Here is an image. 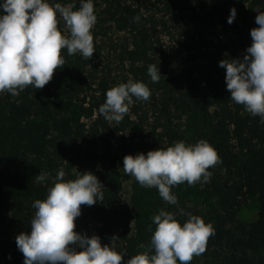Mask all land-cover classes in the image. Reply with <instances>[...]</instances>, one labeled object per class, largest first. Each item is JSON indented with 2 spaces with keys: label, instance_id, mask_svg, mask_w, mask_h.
<instances>
[{
  "label": "trees",
  "instance_id": "trees-1",
  "mask_svg": "<svg viewBox=\"0 0 264 264\" xmlns=\"http://www.w3.org/2000/svg\"><path fill=\"white\" fill-rule=\"evenodd\" d=\"M96 1L104 21L119 35L120 64L151 91L147 101L133 99L138 121H150L152 150L203 140L220 159L208 169L210 180L197 183L200 191L193 193L205 212L179 207V198L177 205L164 208L181 225L192 214L214 229L205 252L190 264H264V124L230 99L225 70L218 66L222 59H242L264 0ZM49 2L78 7L74 0ZM233 7L236 16L228 24ZM136 16L139 22H133ZM58 27L65 35L61 19ZM61 55L64 65L42 89L0 93V264H23L15 237L30 233L32 202L43 200L52 185L51 179L40 183L35 176L44 171L54 178L61 168L65 180L91 172L102 184L103 201L81 206L74 231L97 235L102 245L115 236L123 260L150 250L149 224L137 221L132 231L134 209L121 198L112 156L115 134L98 112L114 80L106 74L90 77L91 62L78 53L69 56L62 49ZM150 64L160 70L157 83L147 74ZM249 201L257 205L256 217L246 223L238 212ZM154 207L161 210L159 203Z\"/></svg>",
  "mask_w": 264,
  "mask_h": 264
},
{
  "label": "clouds",
  "instance_id": "clouds-1",
  "mask_svg": "<svg viewBox=\"0 0 264 264\" xmlns=\"http://www.w3.org/2000/svg\"><path fill=\"white\" fill-rule=\"evenodd\" d=\"M235 16L233 7L227 23L232 24ZM59 19L67 35L58 27ZM139 19L133 17V22ZM95 23L93 0H79L78 8L49 0H0V93L16 96L28 86L42 89L64 65L62 49L69 56L79 53L89 60L94 53L91 30ZM255 24L258 27L250 30L251 44L242 59H222L218 66L225 70L230 99L264 124V11H257ZM147 74L151 82H159L161 74L155 65L148 66ZM150 95L145 83L129 79L106 90L98 112L119 124L133 98L147 101ZM218 163L220 159L208 142L177 141L165 149L125 155L122 169L141 187H155L163 201L177 205L171 189L185 182L188 186L207 183L211 178L208 169ZM65 175L61 168L54 178L44 171L35 176L40 183L51 179L52 185L43 200L32 202L35 212L29 222L30 233L15 237L23 264H190L194 256L205 252L208 238L215 234L212 225L198 215L189 214L181 225L172 212L161 209L151 217L155 229L150 250L123 260L125 254L115 250V236L110 245H102L99 236L74 231L81 206L103 201L97 176L80 172L75 179L65 180Z\"/></svg>",
  "mask_w": 264,
  "mask_h": 264
},
{
  "label": "rangeland",
  "instance_id": "rangeland-1",
  "mask_svg": "<svg viewBox=\"0 0 264 264\" xmlns=\"http://www.w3.org/2000/svg\"><path fill=\"white\" fill-rule=\"evenodd\" d=\"M74 3L79 7V0H74ZM93 4L96 15V23L91 30L94 38V53L89 59L91 62L88 69L90 77L98 78L102 76V74H106L109 78L114 80L115 85L125 83L129 79L134 81V78L130 74V69L127 65L120 64L117 55L119 35L114 31L109 23L104 21L98 1L93 0ZM68 5L69 4H64L62 6ZM185 20H187L186 17L184 18V21ZM61 21L63 22L62 19ZM184 21H182V23ZM184 27L188 28L187 25ZM65 30V35H67L68 30ZM189 30L190 32L193 31L191 29ZM134 106L135 102L129 106L128 113L123 117L119 124L109 121L115 134V139L112 141V156L116 160L117 170L122 181L121 198L127 205L133 207L134 209V220L132 222L133 233L137 231V221H143L144 226L149 224L148 229L153 232L155 225L152 224L151 217L158 214V211L154 206L159 203V208L164 210L167 203L162 200L155 187H141L133 177L125 175L122 169L123 157L125 155H136L138 153L146 154L149 150H152L151 146L153 144V135L151 133L150 126L148 125L150 121H146L141 124L136 117V109ZM200 188L201 187L198 186L197 183L193 186H188L185 182L176 185L171 189V191L182 202L179 207L191 208L192 206H197L200 210H202V212H205V209L201 204L203 202L198 196L193 195L196 190L200 191ZM185 192L188 193L187 196L183 195ZM256 208L257 205L253 201H249L245 205L241 206L238 212L239 220L246 223L254 221L256 217Z\"/></svg>",
  "mask_w": 264,
  "mask_h": 264
}]
</instances>
